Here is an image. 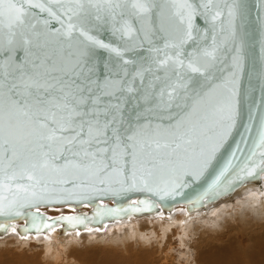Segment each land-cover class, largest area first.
<instances>
[{"label":"snow or ice","instance_id":"6c2138e0","mask_svg":"<svg viewBox=\"0 0 264 264\" xmlns=\"http://www.w3.org/2000/svg\"><path fill=\"white\" fill-rule=\"evenodd\" d=\"M262 176L264 0H0V234L196 212ZM63 206L92 214L40 212Z\"/></svg>","mask_w":264,"mask_h":264},{"label":"bare ground","instance_id":"6f19581e","mask_svg":"<svg viewBox=\"0 0 264 264\" xmlns=\"http://www.w3.org/2000/svg\"><path fill=\"white\" fill-rule=\"evenodd\" d=\"M243 193L248 196L236 200L238 205L230 211L233 204L229 200L240 199ZM262 197L264 176L260 185L246 184L217 204L196 212L189 213L184 205H176L170 213L158 212L108 222L99 232L95 228L61 234L54 229L41 235L30 233L25 237L10 229L0 236V250L9 246L21 250L38 244L40 249L33 256H39L40 264H156V260H160V264H264ZM58 208L53 209L57 212ZM63 208L58 210L62 212L59 214H68L63 212ZM40 211L45 213L47 210L41 208ZM86 211L88 208L84 207L79 210ZM56 212L55 215H47H59ZM145 224L147 228L142 227ZM115 230L121 233L115 234ZM246 230L252 232L247 233ZM107 233L109 235H105ZM245 236L249 243L242 246ZM90 238L94 240L90 241ZM95 241L104 248L108 247L103 252L111 250L112 254L103 253L100 260L93 257L85 259L82 248L96 245ZM170 241H175V247Z\"/></svg>","mask_w":264,"mask_h":264},{"label":"rangeland","instance_id":"374dc122","mask_svg":"<svg viewBox=\"0 0 264 264\" xmlns=\"http://www.w3.org/2000/svg\"><path fill=\"white\" fill-rule=\"evenodd\" d=\"M243 195V196H242ZM248 195H246L245 193H243V194H241L240 195V199H235V200H232V199H230L229 201H230V203H232L233 205L230 207V211H233L234 210V207L235 206H237L238 204H237V201L236 200H243V199H245L246 197H247ZM262 199L264 200V198L262 197ZM235 205V206H234ZM232 207H233V209H232ZM60 208H63V207H59L58 209H56L57 210V212L53 209V208H44V209H46L47 211H45V213L46 214H53V215H55L54 213L56 212V213H62L61 211H59L58 212V210H60ZM52 211V212H50V211ZM62 210V209H61ZM71 211L72 210H70V209H68L67 207H64L63 208V212L65 213H71ZM73 212V211H72ZM43 213H44V211H43ZM147 224H145V225H143L142 227L143 228H147ZM135 228H136V226H135ZM250 229H254V228H250ZM247 231V233H251L252 232V230H246ZM258 231L259 232H263V231H261V230H259L258 229ZM115 234H120L119 232H118V230H115V232H114ZM114 234V235H115ZM105 235H109V233H107V234H105ZM170 236V235H169ZM93 238V237H92ZM92 238H90L91 240L90 241H93L94 239H92ZM243 238H241V240H242ZM247 240V241H246ZM89 241V242H90ZM167 240H165V242H166ZM96 242V241H95ZM171 243H172V246H174L175 247V241H170ZM174 243V244H173ZM248 243H249V239L248 238H246V236L244 237V240H242V246H244V245H248ZM36 246L35 247H33V246H31V247H24L23 249H19V250H17L15 247H11V246H9L8 248H6V250H4V249H2V250H0V264H34V263H36V264H40V259H39V256H36V255H34L33 256V253H35V252H37V251H39V249H40V245H38V244H35ZM264 245V244H263ZM94 246H96V247H98V248H96V247H94ZM106 248H108V247H102L101 245H100V243L99 242H96V245H88V246H86L85 248H82V250H83V257L85 258V259H87V260H90L92 257L95 259V260H100V259H103V257H102V254L103 255H106V254H112V252H111V250H107V251H104L103 252V250H106ZM243 248V247H242ZM95 249H97V250H95ZM175 249H177V247L175 248ZM30 250V251H29ZM91 250H95L94 252H92ZM181 250H183V252H184V249H181ZM87 251H89V253L87 252ZM91 251V252H90ZM109 251V252H108ZM87 252V253H86ZM93 253L95 254L94 256H93ZM161 263V261L160 260H156V264H160ZM43 264V263H42Z\"/></svg>","mask_w":264,"mask_h":264},{"label":"water","instance_id":"95a60500","mask_svg":"<svg viewBox=\"0 0 264 264\" xmlns=\"http://www.w3.org/2000/svg\"><path fill=\"white\" fill-rule=\"evenodd\" d=\"M101 38L103 39H108V34L107 33H101ZM262 178V177H261ZM261 178L260 179H256V180H253V181H250V182H247L246 184H255V185H260L261 184ZM245 184V185H246ZM240 189V188H239ZM106 204H108V206H113L112 202L111 201H105ZM122 203V201L120 202ZM177 204H173V205H170L168 209H165V210H161V209H156L155 211L151 212V213H148V212H145V213H140V214H132V215H129L127 217H125L124 219H128L130 217H139V216H144V215H151V214H154V213H158V212H163V213H170L172 212L173 208L176 206ZM179 205H182V204H179ZM63 207H67L68 209L71 210L70 207L68 206H63ZM52 208V207H50ZM83 208V206H80L75 212H71V213H68V214H59L57 216H48L47 214L44 213V215L50 217L51 219H57L58 217H60L61 215H91L92 214V208L91 207H88V211L86 212H79V210ZM32 211H36L35 209H32ZM41 212V211H40ZM124 219H119V220H124ZM115 221H118V220H105L103 223H97V224H92L89 226V229H95V228H100V229H103L104 226L106 225V223L108 222H115ZM24 224H25V221L23 220H17L14 224V227L16 229V232L22 236L20 234V229L22 227H24ZM56 230H58L61 234L62 233H65L64 231V227H59V228H56ZM84 231L83 228H77V229H69L68 231ZM9 232V231H8ZM7 232V233H8ZM31 234H35V233H31ZM5 234H0V236H3Z\"/></svg>","mask_w":264,"mask_h":264}]
</instances>
